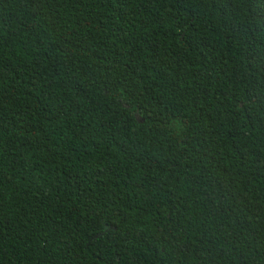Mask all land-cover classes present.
I'll use <instances>...</instances> for the list:
<instances>
[{"label": "trees", "instance_id": "obj_1", "mask_svg": "<svg viewBox=\"0 0 264 264\" xmlns=\"http://www.w3.org/2000/svg\"><path fill=\"white\" fill-rule=\"evenodd\" d=\"M0 264H264V0H0Z\"/></svg>", "mask_w": 264, "mask_h": 264}]
</instances>
